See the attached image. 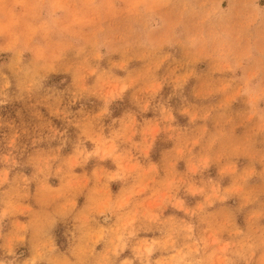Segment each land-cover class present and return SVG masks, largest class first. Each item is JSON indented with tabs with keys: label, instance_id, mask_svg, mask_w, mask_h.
<instances>
[{
	"label": "rangeland",
	"instance_id": "rangeland-1",
	"mask_svg": "<svg viewBox=\"0 0 264 264\" xmlns=\"http://www.w3.org/2000/svg\"><path fill=\"white\" fill-rule=\"evenodd\" d=\"M59 226L95 264H264V0H0V264Z\"/></svg>",
	"mask_w": 264,
	"mask_h": 264
},
{
	"label": "crops",
	"instance_id": "crops-1",
	"mask_svg": "<svg viewBox=\"0 0 264 264\" xmlns=\"http://www.w3.org/2000/svg\"><path fill=\"white\" fill-rule=\"evenodd\" d=\"M24 218H21L20 221H27L28 220ZM62 225L61 222H58L57 225ZM7 230V229H6ZM9 230V229H8ZM7 231H4L5 233ZM68 230L67 228L65 229V227L59 226L56 229L51 231V236L53 237L54 240V251H52V253H50V257L52 258L50 259H39L37 260V262H35V264H95L94 261L92 262H86V261H80L77 259V257H75L76 255H72L75 254L77 252L79 253H83L84 251H80L78 249V247L74 246L71 244V240L69 241V238H71L70 236H68L67 234ZM44 235L41 232H36V231H31L29 233H27V240L26 242L23 244H21V246L19 247V250H21L23 252V259L26 258H34L36 255V252L40 250H43V252L48 253V251L44 250V248H39L38 250L36 248H33L32 243H37L36 240H34L33 238L38 237V239L40 240V238H42ZM93 247V246H92ZM94 254L99 255V253H103L104 251H106V248H104L103 245L98 244L96 245V247H94ZM92 251V249L90 250ZM42 252V251H41ZM129 250H125L124 253L127 254L126 257H123L124 259H128L127 256H129ZM95 256V255H94ZM95 256V257H96ZM129 260H133L131 258H129Z\"/></svg>",
	"mask_w": 264,
	"mask_h": 264
}]
</instances>
